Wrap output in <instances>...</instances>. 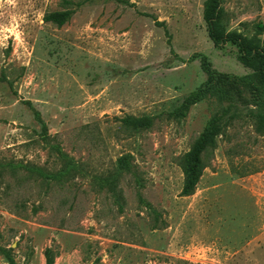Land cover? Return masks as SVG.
Returning a JSON list of instances; mask_svg holds the SVG:
<instances>
[{
	"label": "rangeland",
	"instance_id": "374dc122",
	"mask_svg": "<svg viewBox=\"0 0 264 264\" xmlns=\"http://www.w3.org/2000/svg\"><path fill=\"white\" fill-rule=\"evenodd\" d=\"M205 1L0 0V264L3 249L19 264H47L48 249L52 264H264V134L252 113L264 81L220 84L171 115L207 81L204 57L255 72L237 44L212 41ZM222 9L246 37L264 21V0ZM65 10L62 25L46 19ZM224 113L195 193L182 195L181 156ZM128 114L155 123L132 130ZM128 153L132 172L117 175Z\"/></svg>",
	"mask_w": 264,
	"mask_h": 264
},
{
	"label": "trees",
	"instance_id": "16d2710c",
	"mask_svg": "<svg viewBox=\"0 0 264 264\" xmlns=\"http://www.w3.org/2000/svg\"><path fill=\"white\" fill-rule=\"evenodd\" d=\"M222 2L223 0H206L204 3V19L209 36L217 46L228 41L237 44L240 51L239 59L245 65L253 68L255 72L240 76L223 73L213 68L207 58L204 57L202 65L208 74L207 81L199 89L187 95L182 104L171 112L172 116L179 117L185 115L191 105L204 99L209 92L218 89L220 84L252 85V80L256 75H259L261 80L264 81V39L262 38L264 21L259 20L254 23V35L251 38L244 36L243 33L237 30L228 31L223 22ZM71 16L72 11L70 10L53 11L46 16V19L62 25ZM33 110L36 118L42 123L43 128L46 129V122L42 118L41 112L36 108H33ZM230 111L232 110L227 109L225 113ZM225 113L223 115H215L196 138L190 150L181 156L180 166L184 174L182 195H192L195 193L206 168L205 154L217 147L219 136L223 133L225 126L230 123V120L224 119ZM252 113L256 118L258 131L264 134V104L261 110H255ZM234 114V112L231 113V116ZM119 120L125 127L137 131L151 128L155 123V116L128 114L120 117ZM131 157L132 154L128 153L118 159L117 175L125 171L132 172ZM9 166L12 167L11 164L2 165L4 168ZM110 180L112 181V179ZM3 253L9 264H19L9 250L3 249ZM46 253L47 264H52L53 258L50 254V249Z\"/></svg>",
	"mask_w": 264,
	"mask_h": 264
}]
</instances>
